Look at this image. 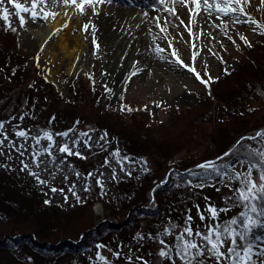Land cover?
Masks as SVG:
<instances>
[{
	"label": "trees",
	"instance_id": "trees-1",
	"mask_svg": "<svg viewBox=\"0 0 264 264\" xmlns=\"http://www.w3.org/2000/svg\"><path fill=\"white\" fill-rule=\"evenodd\" d=\"M5 27L4 20L0 18V120H6L10 115L18 118L20 114L27 112L28 116L23 121L17 119L12 123L19 122L24 128L30 125L35 128L50 127L54 132H61L73 127L79 120L81 123L76 125L78 131L94 128L97 129L94 134L100 135L107 130L108 138L112 137L109 133L113 136L122 133L126 142L122 144L121 154L136 159L144 158L150 172L143 174L141 165L137 164L132 176H121L119 182L108 180L106 194L95 186L93 180L92 190L87 193L83 203H77L73 199L72 204H45L44 201L49 200L46 190L50 185L37 186L32 177L20 171L18 161L11 162L12 170L0 167V238L4 235L6 239L12 240L11 244L1 245L0 264H93L96 245L100 243L113 250H117L119 246V250L125 254L128 248L133 252L139 248L138 254L149 260L156 254L158 244L147 239L138 244L133 240L136 232L145 235L155 233L168 220L182 224L181 218L187 208H191L193 226L199 224L197 210L193 205L198 203L203 211L204 197H208L210 203L220 205L221 197L228 194L227 189L218 184L192 191L187 186L177 188L174 186L176 173H186L187 169H194L199 162L215 159L241 138L250 137L264 128L262 120L261 124H251L246 130H233L235 137L224 138L225 133L230 128L233 129L228 124L239 122L246 125L248 119L264 104V35L248 49V53L239 58L236 69L212 77L208 82L210 95L206 91L199 92L198 104L191 107L189 112H179L178 119L187 123L176 133V144L163 149L148 141L149 131L141 129V136L146 135L147 138L136 139L133 133L128 135L120 125L112 124L110 117L137 118L139 113L149 117V111L130 107L132 111L125 115L126 112L121 111V108L113 112L109 106L95 104L100 112L97 119L92 118L89 111H79L82 109L80 103H84L88 95L91 96V102L97 103L98 90L92 76L83 75L86 80L79 87L72 84L78 77L71 78L68 89L72 95H63L55 83L45 78L42 68L34 63L29 67L25 65L31 61V56L27 58L20 51L17 36L10 30L5 31ZM77 98L82 99L79 102ZM52 117L55 120L48 125L47 122ZM162 122L163 125L166 124L165 121ZM143 127L148 129L150 125L145 121ZM198 129L205 131L196 133ZM242 143L249 148L259 147L256 141L243 140ZM152 147L153 151H150ZM108 148L110 152L118 146L110 142ZM97 152H91L87 159L75 156L67 159L77 170L86 174L99 168L103 154L108 153L102 152L99 157ZM6 155L0 158V165L7 162ZM167 172L168 184L159 187ZM255 175L256 173L254 177ZM184 179L187 180L188 177L185 175ZM216 187H221V192L218 193ZM154 188L156 190L153 192ZM97 201L102 203L100 216L90 210V206ZM129 210L131 213L125 221L119 224L108 223V220ZM241 210L234 209L227 216L221 214V219L230 218ZM109 258L111 259V254ZM115 264L125 262L120 259Z\"/></svg>",
	"mask_w": 264,
	"mask_h": 264
},
{
	"label": "snow or ice",
	"instance_id": "snow-or-ice-1",
	"mask_svg": "<svg viewBox=\"0 0 264 264\" xmlns=\"http://www.w3.org/2000/svg\"><path fill=\"white\" fill-rule=\"evenodd\" d=\"M58 2L60 0H31V8L35 9L38 5H50L55 8ZM69 2L75 4L82 15L85 14V8L81 4L86 3L91 6L92 15L98 16L100 12L96 5L111 3V0H81V4H77L76 0H63L65 4ZM4 3L5 0H0V18L4 20L6 25L4 30L15 33L17 28L12 27L10 22V16L13 13L9 11L8 7H3ZM7 3L14 7L15 16L19 18L20 26H26L28 20L21 13L30 12L27 0L24 4L16 2V0H7ZM155 3L161 5L159 11L167 13L165 17H152L156 27L163 33H167L168 26L175 29L184 26L189 35H192L191 25L196 23L195 19L192 18L193 14L200 16L202 10L203 13L207 14L206 17H201L205 23H211L212 27L220 28L222 35L232 41L233 44H235V39L229 35V24H250L254 26L251 28L252 32H259V34L264 35V24L251 19L245 11L244 5L249 4L250 0H243V4L241 0H155ZM261 3L264 4V0H261ZM190 4L196 5V8L193 9ZM177 5L179 8L176 7ZM40 11L43 12L44 8L41 7ZM182 13L188 18V24H185ZM49 15L54 17L56 13L45 12L43 16H40L37 11H31L30 19L32 22L37 19L46 20ZM145 15L147 16V13ZM213 17H215L214 20ZM221 17L228 19L224 20ZM161 21H163L164 26H161ZM215 21H220V23ZM90 23L91 20L84 24L82 30L87 31ZM64 27H67V23L64 24ZM92 29L94 33V25H92ZM148 32L151 34L152 29L149 28ZM236 35L246 46L252 47L247 36L240 32H237ZM157 38L158 36H154L153 42ZM212 39H216V37L213 36ZM92 42L94 45L96 44L94 35ZM96 47L99 46L96 45ZM167 47H171V43ZM193 47L195 46L193 45ZM221 47H223L222 44ZM165 50V47H161L159 44H156L152 49L162 60L176 64L178 67H184L189 72H195L193 67L185 64L179 58L177 50H173L168 56H164L162 54L165 53ZM198 55L199 53H193L192 60L195 61ZM38 59L39 57H37ZM221 62L226 63L222 58ZM136 63L133 64L134 68ZM207 67L208 64L205 62V68ZM224 72L227 74L228 69H224ZM136 74L137 72L132 73L133 76ZM205 75L208 76L207 81L202 80L199 73H196V78L201 79V83L207 84L213 78L207 72ZM105 91L111 92L112 90L105 85ZM120 98L123 99V96ZM156 106L159 107L160 104ZM125 107L122 106L120 110L124 111ZM127 111L131 112L132 109L127 107ZM26 116L28 113L24 112L18 118L15 115H10L8 119L0 120V156H5L7 153V162L0 167L12 170L11 162L18 161L20 171L26 172L28 176L32 177L37 186H49L51 181L57 179L58 173L62 175L63 181L66 183L70 176L74 175L76 179L68 186V193H71L77 203H83L84 201L77 193L78 182H83L82 190L88 193L92 190L91 181L94 180L95 186L106 194L108 180L117 182L121 180L117 168L113 166V160L116 165H119V172L125 176H132L133 172L136 171L135 165L137 164L141 165L140 170L143 174L150 172L147 161L142 157L134 159L128 155H122L118 148L109 152L110 141L107 130H104L98 138H94L92 134L96 133L97 129L88 128L86 131H78L76 125L81 123L79 120L74 123L73 127L61 132H54L50 127H38L34 130L32 127H22L19 122L12 123L17 119L23 121ZM54 120L55 117H52L47 122L48 125H51ZM243 140L256 141L259 147L249 148L242 143ZM93 148L99 149L100 152H108V156L105 157L99 168L86 174L77 170L67 159L72 156L87 159L84 151L91 152ZM225 158L228 159L225 160ZM218 161L220 162L218 163ZM102 169H110V172L106 173ZM45 173L47 179L42 178V174ZM254 173H256L255 177ZM185 175L188 177L187 180L184 179ZM136 178L139 179V176ZM176 178L174 186L177 188L187 186V189L192 191L203 189L205 186L215 187L218 184L227 189L228 194L221 197L219 206L210 203L208 197H204L205 208L203 211L198 203L193 205L197 210L199 224L193 226L194 219L191 215V208H187L181 218L182 224L168 220L155 233L145 235L139 231L136 232L133 236L134 241L140 244L147 239L158 244L156 255L161 258L163 264H264V129L257 130L250 137L241 138L232 148L215 159L198 163L194 169H187L186 173H176ZM167 184L168 177L166 176L158 186L164 187ZM49 190L53 193L59 191L64 195L65 203L68 202V195L65 194L63 188L57 189L53 186ZM155 190V188L152 189L153 192ZM216 191L221 192V187H216ZM50 202V200L44 201L45 204ZM237 208L242 210L230 218L221 219V214L227 216L228 213ZM101 249H107L111 254V259L102 254ZM138 253L139 248L135 252L128 248V252L125 254L119 250V246H117V250H113L100 243L96 245L93 264H115V261L120 259H123L125 264H137V262L150 264L149 260Z\"/></svg>",
	"mask_w": 264,
	"mask_h": 264
},
{
	"label": "rangeland",
	"instance_id": "rangeland-1",
	"mask_svg": "<svg viewBox=\"0 0 264 264\" xmlns=\"http://www.w3.org/2000/svg\"><path fill=\"white\" fill-rule=\"evenodd\" d=\"M21 4L26 3V0H16ZM243 4V0H241ZM27 6L30 8L29 13H21L28 20L26 26L21 27L19 24V18L15 16V9L12 5L5 3L3 7H8L9 11L13 13L10 16V22L12 27L17 28V44L20 51L27 55V58L31 56V61L26 63L27 67L30 66L31 63H34L38 68H42L44 71V75L48 80L55 82L58 89L63 93V95H70V91L68 89V84L71 82V78L78 80L74 83V87L82 86L85 78L83 75H91L94 78L95 83L97 84V103L91 102V96L88 95L86 101L84 103H80L82 109L79 111H89L92 114V118H99V110L95 104L106 105L109 106L113 112H116L117 109L122 106H126L124 112L125 115H128L127 107H133L135 109L142 108L146 109L150 112V116H146L143 113H139L138 117L125 116L123 119L117 116H110L113 120L112 124H117L124 129L123 131L128 133H133L134 137L138 139V137L142 139H146V135L141 136V129L148 132V141L151 143H155L160 148H167L170 144L175 143L178 139L176 133L186 125L187 122L184 120H179L177 115L179 112H189L191 111V107L196 106L198 104V96L199 92H203L205 85L201 83V79L196 78V73L201 74V72H207L212 77L221 76L224 72V69H228V71L237 68L239 58L243 57L246 53H248V46H246L236 35L237 32H240L247 36L251 44L253 45L257 38L259 32H252L251 28L254 27L250 24H239V25H231L229 24V35H232L235 39V44L232 41L228 40L227 37L223 36L220 28H214L211 26V23L206 24L208 27H205L204 30L197 29L192 35L186 34L185 41H174L172 38L168 37L166 33L160 32L158 27L156 28V32L162 39V44L165 47L166 54L169 55L173 50H177L179 54V58L184 61L185 64L193 67L195 72H189L184 67H178L176 64L167 65L165 67H161L158 69L160 73H157L155 77L137 80V78H133L129 82H126L122 85L115 87L116 83H109L106 79L100 78L99 72V63H100V55L95 53H90L85 55L82 59L78 60H68L66 57L62 58V51L55 47L58 50L57 54L50 48L49 50L46 47L41 46L39 42L35 45H31L30 37L32 36V30H35L37 27L46 25L43 23V19H37L35 22H32L30 19L31 11H37L40 16H43L47 9H50L51 6H41L38 5L37 8H31V0H27ZM41 7L44 8V11L41 12ZM245 11L249 14L251 19H255L258 23L264 24V4L261 3V0H250V3L244 5ZM139 8H143L139 6ZM224 20H227V17H221ZM216 23H220V21H215ZM222 27V25H221ZM47 28V26H46ZM169 30V29H168ZM167 30V32H168ZM54 34L51 36L52 41L58 40V32L52 31ZM215 36L216 39H212ZM199 37V38H197ZM186 42V43H185ZM171 43V47H167V45ZM221 44L223 47H221ZM193 45L195 47H193ZM211 49V51H209ZM54 52V53H53ZM259 52V51H258ZM199 53L196 60H192V54ZM256 53V52H255ZM37 57L39 59L37 60ZM221 58L226 63L221 62ZM62 61V62H61ZM205 62H207L208 67L205 68ZM141 77V76H140ZM139 79V78H138ZM105 85L108 86L112 91H105ZM207 89V87H206ZM123 96V99L120 97ZM80 102V99L77 98ZM72 100V97H71ZM253 103L257 105V102L253 100ZM160 104L159 107L156 105ZM79 105V104H78ZM173 109V110H172ZM174 114H171L172 111ZM111 115V114H110ZM264 116V104H262L258 112L253 115L252 118L248 119L246 125H241L239 122L228 124L233 129H229L228 133H225L224 138H228L229 136L235 137L233 134L236 130L237 132L242 129L250 128L252 125L261 124L264 120L262 119ZM114 117V118H113ZM150 125V127L142 128L143 123ZM165 121L166 124L163 125ZM212 122V121H211ZM207 124H209L207 122ZM252 124V125H251ZM29 128V127H27ZM32 128L35 130L36 128L32 125ZM204 130L197 132H203ZM141 132V133H140ZM233 132V133H232ZM188 133V132H187ZM191 134L194 132L190 131ZM111 138H108L112 145L118 146L120 150L122 144L125 141L123 139V134L120 133L118 136H113L112 133H109ZM194 135H197L194 133ZM94 138H98L99 135H93ZM177 137V138H176ZM188 137V136H187ZM185 137V138H187ZM197 137V136H195ZM232 137V138H233ZM139 138V139H140ZM198 138V137H197ZM176 144V143H175ZM154 147L150 149L153 151ZM177 148H180L177 147ZM92 151L97 152L99 157L102 155V152L97 148H93ZM91 151V152H92ZM182 151V150H181ZM87 150L84 151V154H89ZM6 155V154H5ZM108 156V153H104L102 157V162L100 166L103 164L105 157ZM5 156H0L3 158ZM113 166L117 168L118 175L124 176L123 173L119 172V165L115 164V161H112ZM103 171L110 172V169H102ZM42 178H47V174H42ZM76 178L71 175L69 181L66 183L63 181L62 175L60 173L57 174V179L50 182V187H56L57 189L63 188L65 194L68 195V202L72 204L71 193H68V186L74 181ZM49 187V189H50ZM46 190L48 198L51 202L56 203H65L64 195L59 191L56 193L51 192L50 190ZM83 182H78L77 193L80 197L85 200L87 198V194L82 190ZM97 206L99 208H97ZM90 210L93 211L94 214L100 216L102 212V203L96 202L90 206ZM131 212H127L125 214H121L117 218H113L112 220H108V223L119 224L121 221H125ZM119 219V220H117ZM98 221V220H97ZM100 222V221H98ZM76 236V234H74ZM1 240L3 242H1ZM0 247L1 245L11 244L12 240H8L4 237L0 238ZM157 248L159 245L156 246ZM156 251V250H155ZM102 254L105 256L110 255L107 249H101ZM157 252V251H156ZM151 264H163V261L158 257V255H154L153 258L149 259ZM160 260V261H159Z\"/></svg>",
	"mask_w": 264,
	"mask_h": 264
},
{
	"label": "bare ground",
	"instance_id": "bare-ground-1",
	"mask_svg": "<svg viewBox=\"0 0 264 264\" xmlns=\"http://www.w3.org/2000/svg\"><path fill=\"white\" fill-rule=\"evenodd\" d=\"M137 1L139 0H111V3L98 4L96 7L100 15L93 16L91 6L86 3L81 4V0H76V2L85 8L84 15L80 13L75 4L71 2L65 4L63 0H60L55 8L51 7L45 11L55 12L56 15L54 17L49 15L46 20L43 19L47 28L39 26L32 30L30 43L35 45L39 42L46 49L51 48L56 55H58V50L55 47H58L62 51V58L66 57L68 60L82 59L88 51L100 55V78L112 84L116 83L115 87L135 77L137 80L144 79V77H155L157 73H160L159 68L172 65L152 51L156 44L164 47L161 37L156 32L152 17H165L167 13L159 11L161 5L155 3V0H148L144 3ZM139 5L144 7L141 9ZM176 7L179 8L178 5ZM190 7L195 9L196 5L190 4ZM206 15L202 10L200 16L193 14L192 18L196 23L191 25L192 33L197 29L204 30L208 27L205 20L201 18ZM182 18L185 19V24H188V18L183 13ZM212 19L214 20L215 17ZM89 20L91 23L88 30H82L83 25L89 23ZM65 23L67 27H64ZM92 25L95 27L94 33ZM161 26H164L163 21H161ZM149 28L152 29L151 34L148 32ZM168 29L166 34L174 41H185L186 34H189L184 26H180L179 29L168 26ZM52 31L59 33L58 40L50 39L54 34ZM93 35L95 45L92 42ZM154 36H158L155 42H153ZM96 45L99 47L97 48ZM162 55L168 56L166 51ZM134 63H136L135 68ZM138 69L140 71H137ZM133 72L137 74L133 76Z\"/></svg>",
	"mask_w": 264,
	"mask_h": 264
}]
</instances>
